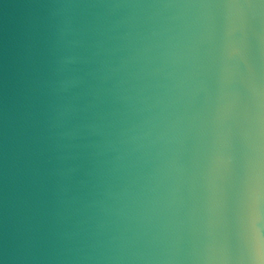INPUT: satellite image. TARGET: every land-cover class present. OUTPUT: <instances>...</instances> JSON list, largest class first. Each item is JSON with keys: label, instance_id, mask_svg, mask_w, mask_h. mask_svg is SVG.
<instances>
[{"label": "clouds", "instance_id": "9594fccd", "mask_svg": "<svg viewBox=\"0 0 264 264\" xmlns=\"http://www.w3.org/2000/svg\"><path fill=\"white\" fill-rule=\"evenodd\" d=\"M35 7L12 44L21 219L0 264H264V0ZM141 33L162 51L126 45ZM94 208L137 222L43 220Z\"/></svg>", "mask_w": 264, "mask_h": 264}, {"label": "water", "instance_id": "95a60500", "mask_svg": "<svg viewBox=\"0 0 264 264\" xmlns=\"http://www.w3.org/2000/svg\"><path fill=\"white\" fill-rule=\"evenodd\" d=\"M52 0H0V255L12 241L14 229L21 219L20 195L21 187L18 178L13 174L11 152L8 141L6 114L10 107L12 88V44L23 26L38 11L37 4L49 3ZM113 3L164 4L170 0H106ZM134 36L126 45L130 48L149 47L150 54L156 55L163 48V37H152L150 40ZM47 211V209H46ZM46 223L59 222L64 225H74L87 221L96 226L123 227L125 224H135L124 212L117 214L116 210L101 212L97 208L83 213H72L62 218L44 216ZM38 264H94V262L71 259H45Z\"/></svg>", "mask_w": 264, "mask_h": 264}]
</instances>
